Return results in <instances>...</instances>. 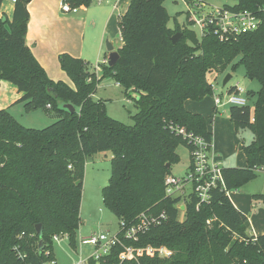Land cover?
<instances>
[{
    "label": "trees",
    "instance_id": "16d2710c",
    "mask_svg": "<svg viewBox=\"0 0 264 264\" xmlns=\"http://www.w3.org/2000/svg\"><path fill=\"white\" fill-rule=\"evenodd\" d=\"M13 1L9 19L1 12L0 0V85L2 81L14 85L23 94L19 103L27 112L41 109L59 120L43 130L27 129L8 109L0 110V264H43L48 252L54 258L55 236L68 235L71 245L77 244L86 162L107 152L112 154V176L102 191L105 207L128 226L142 214H168L137 241H122L136 250L165 247L172 256L144 254L122 264H264V235L248 233L249 218L223 191L215 189L211 201L198 210L195 198L187 201L184 221L179 219L180 201L165 195V180L180 162L177 149H191L175 129L213 142L208 120L187 111L185 103L213 96L208 74L224 72L238 58L234 69L244 66L247 77L259 82L261 89L254 115L250 107L228 111L237 133L249 130L254 135V141L242 147L247 166L222 171L228 190L237 191L255 180L264 166V0H235L234 9L254 13L262 24L256 32L228 43L212 34L200 40L179 25L170 28L167 0H131L119 19L123 46L114 67L101 64L100 73H90L84 60L60 55L61 69L74 87L50 79L26 43L32 0ZM95 1L63 4L81 8ZM178 33L183 36L173 44ZM109 77L125 88L129 98L138 95L134 126L112 119L106 104L94 99L100 82ZM38 225L43 227L42 237ZM123 252L121 246L114 248L101 264H120Z\"/></svg>",
    "mask_w": 264,
    "mask_h": 264
},
{
    "label": "rangeland",
    "instance_id": "374dc122",
    "mask_svg": "<svg viewBox=\"0 0 264 264\" xmlns=\"http://www.w3.org/2000/svg\"><path fill=\"white\" fill-rule=\"evenodd\" d=\"M130 1L131 0L119 1L118 5L120 7L121 14H124L128 10ZM4 2V13L2 14L6 15L7 11L10 10L12 0H4ZM97 2L98 0L92 3L91 6L98 7ZM105 2L106 0H103V3ZM208 3L213 8L236 5L235 0H208ZM164 6L170 16V28L175 29L176 25H179L185 29L193 31L197 35L198 39H200L198 31L188 22L186 15L187 7L184 0H167ZM103 7H107L106 4H104ZM111 34L112 35H109L108 39L104 43V53L106 54H110L107 50L108 43H113L115 49H118L123 45L116 26H114V30H112ZM79 42L80 41L78 39V44ZM99 61L101 62L102 59ZM99 61H88L89 71L95 72L98 65L101 69ZM239 61L240 58L232 63L224 72L209 73L208 80L213 86V96L206 97L201 102L191 101L188 106L189 111H200L208 117V128L209 130H212L215 135L216 146L221 147L219 152L222 153V160L225 161V163L222 161V164L223 166H233V168H244L245 165H247L245 154L241 151V148L243 145H250L254 141V135L249 130H243L237 133L234 124L229 119L228 111L231 106H221L218 109V113H216L214 110V99L216 97L222 98L223 100V95L227 96L230 88L239 85L241 88L245 89V94L249 99L248 107L251 108L252 115H254L257 93L261 89L259 82L251 81L247 77L244 66H238L234 69V66L237 65ZM59 64L60 61L58 59V65ZM100 71L97 70L98 73H100ZM228 75L232 76V80L224 86V80ZM55 76L57 81H65V83L73 87V83L67 74L61 69V66L60 70H57V75ZM135 98L136 97L129 98L125 92V88L121 86L113 77L102 80L98 85V89L95 94L96 101H103L106 104L108 115L112 119L127 126L135 125L133 117L139 112L134 100ZM194 104H200V106H196L197 109H194ZM9 112L20 125L27 129L43 130L59 120L55 113L49 115L41 109L27 112L23 103L15 105L9 110ZM230 152H232V156H230L231 159L228 161V154ZM177 154L180 157V162L172 167V174L178 178H182L185 177L188 172L190 154L189 150L185 146H180L177 149ZM111 176V153H100L87 159L81 206V226L77 233L78 244L82 237L99 234L116 235L119 232L120 220L114 213L105 207L103 202L102 191L103 188L109 184ZM256 176L255 180L245 184L237 191H233L231 195L233 205L241 213L245 214L251 221L253 228L251 227L248 232L251 235L252 229L256 235L264 234V200H257L254 198L255 196H264V173H258ZM185 218V214L180 211V221H184ZM81 252L83 257L87 258L93 254L94 249L92 247L85 246L82 248L79 247L76 252L70 248L69 243L66 240L61 241L59 245H54L53 247L54 258L58 264H73L74 262H77L81 257Z\"/></svg>",
    "mask_w": 264,
    "mask_h": 264
},
{
    "label": "built area",
    "instance_id": "2783aa9c",
    "mask_svg": "<svg viewBox=\"0 0 264 264\" xmlns=\"http://www.w3.org/2000/svg\"><path fill=\"white\" fill-rule=\"evenodd\" d=\"M99 4L103 0H98ZM187 7L186 15L188 22L198 31L200 40L205 36L212 34L222 43L237 41L240 37L256 32L262 21L257 15L250 11H238L233 6H223L213 8L208 0H192V2L185 3ZM62 11L64 13H78L79 8H72L69 4H62ZM109 60L101 64L108 65ZM97 70L100 71L99 65ZM96 70V72H97ZM98 73V72H97ZM222 98L214 99L215 111L219 107L231 106L244 108L248 107V98L245 94V89L239 85L234 87L233 92H228V95H223ZM175 132L182 136L183 139L191 146L189 150L190 165L185 177L178 178L173 174L169 175L165 180V195L167 198L178 199L179 210L186 213L187 201L195 198L197 200V210L201 205L207 204L211 201L212 192L215 189L223 191L227 197L231 199L232 192L226 186L223 177V165L213 157V142L208 141L194 133H189L184 128H177ZM71 168V167H70ZM259 173H264V166L258 169ZM184 206V211L181 210ZM186 215V214H185ZM168 217L166 211H163L158 216L142 214L138 222L132 226H128L125 222H120L119 232L116 235H92L89 237H82L79 244L72 246L68 235L55 236L53 238L54 245H59L61 241L66 240L72 250L78 251L79 247L89 246L94 249L93 254L87 258L81 257L73 264H101L106 262L108 257L112 254L113 249L121 246L124 252L119 255L120 264L126 260H133L144 254L154 256L158 254L161 258H169L172 252L165 247L150 248L136 250L132 247H125L122 239L137 241L140 235L145 234L152 228L161 225ZM209 223V222H208ZM251 235V234H250ZM257 237L255 235H252ZM47 260L43 264H58L55 258L50 259V253L46 254ZM20 258H24L20 256Z\"/></svg>",
    "mask_w": 264,
    "mask_h": 264
},
{
    "label": "crops",
    "instance_id": "0c3cea01",
    "mask_svg": "<svg viewBox=\"0 0 264 264\" xmlns=\"http://www.w3.org/2000/svg\"><path fill=\"white\" fill-rule=\"evenodd\" d=\"M119 1L120 0H106V2L102 4L97 2L98 7H81L79 8L78 13L73 14L62 12L61 8L63 0H32L28 6L30 12V23L28 26L26 43L35 58L52 80L57 82L55 75H57V70H60L58 59L62 54H68L72 57L82 59L87 63L88 61H99L102 59L101 62L99 61L100 64L109 59L110 54L104 53V43L108 39V36L112 35L111 33L112 30H114V26L117 27L121 37L119 19L126 13H120V7L118 5ZM104 4H106L107 7H103ZM3 7L4 4L2 6V13H4ZM13 13L14 1L12 0L10 10L7 11L6 16L9 19H12ZM78 39L80 41L79 44ZM120 40L122 42V38H120ZM111 44L116 52H118V50L123 46L122 45L118 49H115L114 44ZM90 73H93V71H90ZM22 97L23 94L20 93L14 85L5 81L1 82L0 110H10L15 105L20 104L19 100ZM190 102L191 101L185 103L187 111H189L188 106ZM196 106H200V104H194V109H197ZM191 113L203 115L206 119H208V117L200 111ZM216 113H218V111ZM209 132L213 135L212 154L214 159L220 161L221 163L222 161L225 163V161L222 160V153L219 152L221 147L216 146V139L213 131L209 130ZM231 153L232 152L228 154V161L231 159ZM246 166L247 165H245V167ZM223 167L233 168V166ZM252 235L259 237L264 234L256 235L252 229Z\"/></svg>",
    "mask_w": 264,
    "mask_h": 264
},
{
    "label": "water",
    "instance_id": "95a60500",
    "mask_svg": "<svg viewBox=\"0 0 264 264\" xmlns=\"http://www.w3.org/2000/svg\"><path fill=\"white\" fill-rule=\"evenodd\" d=\"M182 36H183L182 33L176 34L171 39L172 43L173 44H177L180 41V39L182 38ZM107 48H108L107 49L108 52L110 53L109 59H108L109 60L108 65L110 67H114L117 64V62H118V60L120 58V55H119L118 52L114 51V47H113V45L111 43H108L107 44ZM231 80H232V76L231 75H228L225 78V80H224V86H226ZM132 97L133 98L136 97V99H137L138 98V95L133 93L132 94ZM64 108L67 109L71 113H75L76 112V109L72 105H65ZM168 167H170V165H168ZM181 210L184 211V206H181ZM37 234H38L39 237H42L43 236V227H42V225H38L37 226ZM42 246H43V242L41 241V243H40V250L42 249Z\"/></svg>",
    "mask_w": 264,
    "mask_h": 264
}]
</instances>
